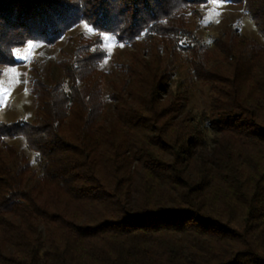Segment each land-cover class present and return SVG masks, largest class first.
<instances>
[{
	"label": "trees",
	"instance_id": "trees-1",
	"mask_svg": "<svg viewBox=\"0 0 264 264\" xmlns=\"http://www.w3.org/2000/svg\"><path fill=\"white\" fill-rule=\"evenodd\" d=\"M209 3L258 39L203 40ZM77 25L95 35L31 81L32 120L0 122V264H264V0H0V77ZM104 37L135 50L119 77Z\"/></svg>",
	"mask_w": 264,
	"mask_h": 264
},
{
	"label": "rangeland",
	"instance_id": "rangeland-1",
	"mask_svg": "<svg viewBox=\"0 0 264 264\" xmlns=\"http://www.w3.org/2000/svg\"><path fill=\"white\" fill-rule=\"evenodd\" d=\"M201 17L191 19V27L200 37H217L228 27H234L238 33L249 38L258 39V34L249 15L241 6L229 3H209L200 7ZM93 37L95 32L88 26L77 25L69 30L54 46L44 43H29L14 50L13 57L18 63L5 67L0 77V122L13 123L18 121L30 122L34 116L33 96L30 92L31 81L35 78L46 77L56 79L60 76L58 61L64 54H73L78 44V35ZM106 59L101 64L103 71L111 72L115 77L116 64L128 63L130 55L135 51L128 44H119L112 37H104ZM211 47V45H210ZM212 48V47H211ZM146 52L149 47L146 46ZM161 56L169 60L166 53ZM186 68L178 67L180 76L185 74ZM188 88L189 100L186 104L191 110H201L206 102L205 96L199 92V87L184 81Z\"/></svg>",
	"mask_w": 264,
	"mask_h": 264
}]
</instances>
